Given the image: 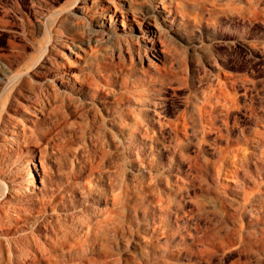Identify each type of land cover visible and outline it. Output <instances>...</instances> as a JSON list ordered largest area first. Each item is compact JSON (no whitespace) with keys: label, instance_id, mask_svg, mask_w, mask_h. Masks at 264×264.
<instances>
[{"label":"rangeland","instance_id":"374dc122","mask_svg":"<svg viewBox=\"0 0 264 264\" xmlns=\"http://www.w3.org/2000/svg\"><path fill=\"white\" fill-rule=\"evenodd\" d=\"M132 6L0 0V264H264V0Z\"/></svg>","mask_w":264,"mask_h":264},{"label":"bare ground","instance_id":"6f19581e","mask_svg":"<svg viewBox=\"0 0 264 264\" xmlns=\"http://www.w3.org/2000/svg\"><path fill=\"white\" fill-rule=\"evenodd\" d=\"M133 1L134 0H120V2L116 3V2H112L111 0H86L87 3L89 2L93 5H100V7L104 6V7H108L111 9L113 7V16H115L113 18L116 20L121 19L122 22L125 20L127 23L130 24V26L135 25L136 22H134L133 20L138 22V18L140 17V12L132 6ZM158 3H159V5H158ZM155 11L159 14L160 17H167L168 13L171 12L170 4L166 3L164 1L162 3L160 1H157V5H155ZM146 28H147V30L145 33H143L142 38L147 39V37H149L148 40L151 41L150 38H153L152 36L156 35L158 33V30L153 28V25L149 22H148ZM62 43L64 44L65 42L61 41L59 45L62 46ZM155 54H156V52H155ZM45 63L48 64V65H45V68L47 69L46 72L52 71L53 70V62L51 60L47 59V61ZM15 107L17 108V110L21 109V107H19L18 105H15ZM52 241L54 242V240H52ZM56 242L57 241L55 240V243L53 244V252H55V253H57L58 250H60L59 245ZM0 245H2V244H0ZM40 255L43 256V253H41Z\"/></svg>","mask_w":264,"mask_h":264}]
</instances>
